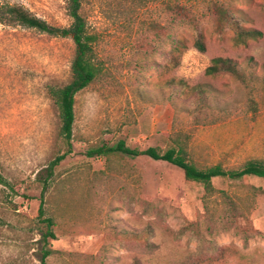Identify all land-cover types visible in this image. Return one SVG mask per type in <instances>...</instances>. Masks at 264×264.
<instances>
[{"label":"rangeland","instance_id":"374dc122","mask_svg":"<svg viewBox=\"0 0 264 264\" xmlns=\"http://www.w3.org/2000/svg\"><path fill=\"white\" fill-rule=\"evenodd\" d=\"M168 1L197 14L205 44L199 52L191 31L176 28L173 36L185 44L178 66H163L168 47L158 30ZM66 2L0 5L22 6L67 28ZM216 4L262 38L235 46L231 30L216 32L210 15ZM82 12L100 72L74 97L71 151L50 175L66 146L48 92L70 81L74 44L70 37L0 25V173L14 189L0 185V264H41L48 250L45 264H178L212 246L222 256L202 264H264L262 179L214 178L206 193L162 161L87 155L120 141L132 150L166 151L179 140L199 170L237 171L264 160V0H83ZM214 58L231 60L243 83L207 76ZM195 91L206 100L200 110ZM225 217L231 226L214 225ZM43 219L53 222L55 239L48 243ZM191 222L205 241L181 234ZM147 232L153 248L128 241L129 234Z\"/></svg>","mask_w":264,"mask_h":264},{"label":"trees","instance_id":"16d2710c","mask_svg":"<svg viewBox=\"0 0 264 264\" xmlns=\"http://www.w3.org/2000/svg\"><path fill=\"white\" fill-rule=\"evenodd\" d=\"M83 0H67L65 10L67 16L71 19V24L67 28H56L45 21L37 18L27 11L22 6L18 5H0V25L7 26H23L29 29H34L50 36L70 37L74 44V57L70 67V81L62 87H51L49 96L57 106L60 120V135L63 138L66 146V151L62 156H58L49 166L48 173H52L53 168L71 151L72 147V128L74 124V97L75 95L88 87L97 77L100 72L97 56L94 50L95 37L90 34L86 19L82 12ZM167 20L165 25L159 27V34L166 42L168 50L165 53V62L163 66H178L182 51L185 49V44L182 40L175 38L173 33L176 28H187L192 33L193 45L199 52L205 51V44L201 34L200 18L191 8L172 1L166 2ZM213 19L214 29L220 33L223 30L229 29L233 32V44L235 46L246 45L249 41H257L262 38V33L257 30H248L242 26V20L236 18L230 10L221 5L216 4L210 11ZM206 75L209 77L230 76L237 81L243 83V75L240 73L236 65L229 59L214 58L210 66L206 69ZM196 93V91H195ZM198 98L197 109L206 107V100L202 92L197 91ZM121 154L131 158L144 156L153 161H162L168 163L183 172L184 178L188 181L201 184L206 193L213 191L212 180L214 178H227L229 180H240L247 176H253L264 181V160L255 159L246 162L240 170L225 171L221 165H216L205 170L197 169L188 161V153L185 146L179 141H174V147L161 151L156 148H148L143 151L132 150L125 146L124 142L120 141L113 147L102 145L98 148L91 149L87 152L89 157L103 156L107 154ZM0 185L7 187L11 192H14L12 185L0 173ZM264 193V190L260 191ZM227 199V198H226ZM228 200V205L231 206L229 215L234 211L233 203ZM38 216H43L42 208H39ZM226 219V220H225ZM225 217L222 222H214V225L231 226ZM46 231L42 233L43 241L48 243L49 240H54L55 236L52 233L53 222L49 219H43ZM207 233L212 230V225H207ZM188 233L191 239H197L201 242L205 241L203 234L200 233L198 222L188 223L182 230L181 234ZM259 234V233H257ZM151 236L147 234H129L128 241L139 244L144 248H153L148 240ZM211 248V249H210ZM208 248L206 253L195 252L190 254L185 260L178 264H202L205 261H213L212 257H221L219 250L212 246ZM48 250L42 257L41 264H45V259L49 255ZM200 254H202L200 256ZM198 258L195 260V258ZM132 264H142L135 260Z\"/></svg>","mask_w":264,"mask_h":264}]
</instances>
